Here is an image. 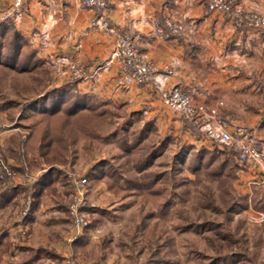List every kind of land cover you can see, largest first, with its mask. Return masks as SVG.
I'll list each match as a JSON object with an SVG mask.
<instances>
[{
  "label": "crops",
  "instance_id": "0c3cea01",
  "mask_svg": "<svg viewBox=\"0 0 264 264\" xmlns=\"http://www.w3.org/2000/svg\"><path fill=\"white\" fill-rule=\"evenodd\" d=\"M235 1L246 10L264 16V0ZM107 2V8L97 9L83 6L82 0H24L20 7L14 5L15 0H0V21L5 12L11 13L5 19L9 25L7 33L19 32L28 47L35 50L34 58L23 59L28 65L24 69L0 63V79H8L15 86L13 93H7L9 104H0L1 114L7 115L13 107L15 102L11 97H19L18 106L24 101L23 110H30L29 104L47 93V89L36 92L25 76L32 73L36 79H53L55 85L51 90L69 85L75 92L148 115L159 127L174 124L192 140L210 145L212 140L205 133L194 130L163 102L153 84L127 83L120 64L110 61L116 44L127 35L134 39L143 56L155 62L158 73L168 74L169 86H180L195 102L218 108L229 131L236 134L241 130L240 138L250 139L264 149L263 27L249 26L246 21L238 23L228 13L210 10L209 0ZM166 18L181 23L180 34L163 37L155 33L153 20L163 23ZM63 56L82 64L91 77L73 80L68 66L61 61ZM17 81L20 83L15 84ZM33 111L40 119L44 116L35 108ZM25 118L20 122L21 127L12 124L0 128V153L3 151L6 159L15 165L22 185L20 189L0 187V223L4 220L7 227L5 232H0V235L6 233L2 239L5 244L0 245L2 263L14 264L25 253L28 261L24 262L28 263L24 264H35L46 252L57 257V264H62L68 253L74 254L80 264H121L111 246L102 242L103 238L97 241L91 237L97 225L90 226L72 243L67 242L73 226L68 215L73 185L62 177V172H57V164H48L43 154L30 150L31 134L42 122L39 120L31 127ZM20 128L30 130L21 135ZM79 145L75 146L80 161L82 151L88 150ZM237 154L235 150L238 161ZM24 160L28 168L23 170ZM53 166L56 170L49 172ZM242 166L247 180L264 185L262 167L255 163ZM46 171L45 181L38 183L36 179ZM27 197H32L33 209L27 219L20 220L12 212L18 203L22 208ZM109 241L112 245L113 241ZM38 249L42 251L30 254Z\"/></svg>",
  "mask_w": 264,
  "mask_h": 264
},
{
  "label": "rangeland",
  "instance_id": "374dc122",
  "mask_svg": "<svg viewBox=\"0 0 264 264\" xmlns=\"http://www.w3.org/2000/svg\"><path fill=\"white\" fill-rule=\"evenodd\" d=\"M25 76L36 92H49L55 85L53 79ZM14 88L8 79H0V104H9L8 94ZM11 98L15 103L8 114L0 113L1 129L12 124L21 127L24 117L31 127L41 120L31 113L32 108L23 110L24 101L18 106L19 97ZM92 105L103 110L101 118L91 119L94 138L85 139V131L78 126L68 130L72 137L81 138L79 146L88 151H82L80 161L79 157L71 161L70 156L67 163H57V171L72 185L75 179H88L82 208H89L84 212L90 226L104 227L102 242L111 246L121 264H264V224L250 223L247 216L251 210H264V185L247 180L236 158L229 164L223 161L225 155L218 150L227 149L225 145L214 141L201 145L181 127H159L150 116L129 112L116 103L97 98ZM64 118L57 119L61 127ZM29 130L19 132L24 135ZM210 153L218 154L213 163H208V158L215 157ZM0 155L6 158L3 151ZM19 178V173L15 180L0 178V187L20 189ZM18 204L13 216L22 209ZM5 228L2 220L0 232ZM41 255L35 264H57L53 254ZM26 256L14 264L28 263ZM3 259L1 255L0 264Z\"/></svg>",
  "mask_w": 264,
  "mask_h": 264
},
{
  "label": "built area",
  "instance_id": "2783aa9c",
  "mask_svg": "<svg viewBox=\"0 0 264 264\" xmlns=\"http://www.w3.org/2000/svg\"><path fill=\"white\" fill-rule=\"evenodd\" d=\"M24 0H15L14 5L20 7ZM85 7H95L97 9L107 8V0H82ZM210 10H217L228 13L233 18L246 21L249 26L263 27L264 16L248 11L245 7L235 0H209ZM10 12H5L4 18H9ZM155 33L159 36H170L180 34L182 25L174 18H166L163 23L158 19L153 20ZM106 27V26H105ZM48 36L45 35L44 39ZM61 61L68 66L73 80H84L91 77L86 68L69 56L61 57ZM110 61L120 64L125 78L129 84H147L151 83L159 92L163 102L167 104L174 112L178 113L185 121L190 123L194 130L203 132L208 139L218 142L222 145H235L238 154L237 159L241 165L255 163L264 169V149L258 148L255 143L247 138H240L241 130L236 134L229 131L223 115L216 107H208L205 103L195 102L191 94L187 93L180 86L168 85V74L158 73L155 62L143 56L139 48L130 36H122L111 54ZM220 104H223L222 102ZM17 173L12 164L6 158L0 155V178L15 180ZM88 179L81 177L73 182V192L68 205V215L72 221V230L67 236V242L72 243L76 238L83 235L92 223L85 215L82 208L87 199ZM33 199L27 197L20 210V220L31 210ZM250 223L264 224V210H251L248 213ZM25 230V227H23ZM25 233V232H24ZM104 233V227L97 225L93 228L91 237L94 240H100ZM62 264H79L74 254L69 253L64 256Z\"/></svg>",
  "mask_w": 264,
  "mask_h": 264
},
{
  "label": "trees",
  "instance_id": "16d2710c",
  "mask_svg": "<svg viewBox=\"0 0 264 264\" xmlns=\"http://www.w3.org/2000/svg\"><path fill=\"white\" fill-rule=\"evenodd\" d=\"M8 27V21H0V35L5 39L2 40V38H0V63H9V65H13L19 69H24L28 67V65L25 64L23 59L34 58L35 50L28 47L19 32L13 30V33H7L6 30L9 29ZM95 99L97 98L92 95L73 91L69 85L57 87L47 92L44 96L36 98L29 104V108H35V110L39 111L44 116L41 119L42 123L40 127L38 126V128L31 134L32 141L29 145L30 150H37L39 153L43 154L46 158V162L52 165L60 163L61 161L67 163L70 156L71 161L76 159V147L74 146L81 138L78 137V135L72 137V133L68 130L71 127L73 128L78 126L82 128V132L85 131L86 135L83 136L85 139L90 140L94 138L93 135L95 127L94 124H92L93 122L91 119H99L103 115V110L98 111L95 109V106L92 105V102L95 101ZM102 103L103 102H101V104ZM64 116V120L61 121V127L60 122H57V119ZM88 117L90 120L87 119ZM57 125H60L59 129ZM87 134L89 135L87 136ZM86 146L90 148L91 143H86ZM225 146L228 150L225 149L224 151H218L220 156L221 154L225 155L223 161L229 164V162H232L233 158H235V150L237 151V148L233 145ZM205 153L209 152L205 151ZM209 155L212 157L213 154L210 153ZM217 155H213L215 156L213 158H208V163L211 160L212 163L213 161L215 162L218 158ZM205 157L207 156L205 155L203 157V161L206 160ZM22 168L23 170L28 168L25 160L22 162ZM54 170L56 169L53 166L48 171L50 172ZM48 171L36 179L38 183L41 184L45 181ZM153 185H150L152 189H154ZM32 209L25 216L26 219L31 214ZM84 209L87 210L89 208L85 206ZM90 209L93 210L94 207ZM25 218L23 220H25ZM3 235H0V245L5 244L2 240ZM41 251L42 250L40 249L33 250L32 256L40 253ZM25 261L28 260L25 259Z\"/></svg>",
  "mask_w": 264,
  "mask_h": 264
}]
</instances>
